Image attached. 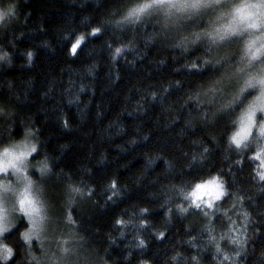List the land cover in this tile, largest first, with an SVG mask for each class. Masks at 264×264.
<instances>
[{
    "label": "clouds",
    "instance_id": "obj_1",
    "mask_svg": "<svg viewBox=\"0 0 264 264\" xmlns=\"http://www.w3.org/2000/svg\"><path fill=\"white\" fill-rule=\"evenodd\" d=\"M0 264H264V0H0Z\"/></svg>",
    "mask_w": 264,
    "mask_h": 264
}]
</instances>
